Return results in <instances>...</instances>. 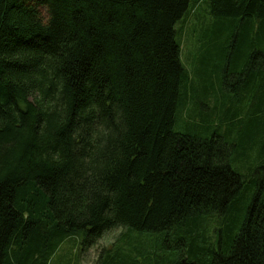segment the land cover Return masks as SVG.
I'll return each mask as SVG.
<instances>
[{"label":"trees","instance_id":"obj_1","mask_svg":"<svg viewBox=\"0 0 264 264\" xmlns=\"http://www.w3.org/2000/svg\"><path fill=\"white\" fill-rule=\"evenodd\" d=\"M201 5L202 95L229 94L209 119L181 102ZM120 227L149 255L101 264H264V0H0V264Z\"/></svg>","mask_w":264,"mask_h":264},{"label":"rangeland","instance_id":"obj_2","mask_svg":"<svg viewBox=\"0 0 264 264\" xmlns=\"http://www.w3.org/2000/svg\"><path fill=\"white\" fill-rule=\"evenodd\" d=\"M40 13L43 17L46 16L44 8H40ZM196 15L199 19L195 20L193 14H189L186 15L182 22L177 24L178 30H181V62L189 73L188 77L191 83V87H188L187 90V96H183L181 102L185 103L184 108L186 110L188 107L190 108L189 95L195 97L200 107L199 111L205 113L201 114L202 118L209 119L215 114V108L224 109L229 101V94L227 91L224 92L221 90L218 81H216L213 88H210L211 90L208 91V95H202L204 90L197 79L199 74L200 77L203 75L200 63V56L202 57V54H199V49L202 45L200 38L204 36L202 33H205L206 28L210 27L212 21L207 16L204 5L199 7ZM223 22V28L226 32V37H228L229 31L231 30L230 26L233 23L229 21ZM235 23L236 25H240L238 21ZM229 28L230 30H228ZM179 39L177 37V40ZM208 73L214 75V71L212 72L210 68ZM230 80L232 79L230 78ZM185 99H187L186 102L184 101ZM180 110L181 106L179 105L175 118L176 130L182 132L191 130L193 128L191 120ZM198 117L200 118V116ZM197 123H199L198 119L195 124ZM216 223L217 219L210 218L208 220L207 228L209 231H212V235H215L213 232L216 229ZM153 238L154 236L150 233H142L134 230L127 231L125 228L120 227L106 232L93 246L86 248L80 244L82 236L78 234L61 243L55 254L51 257L49 264H101L119 251L134 252L136 255L135 249H139L144 256H147L153 246Z\"/></svg>","mask_w":264,"mask_h":264}]
</instances>
